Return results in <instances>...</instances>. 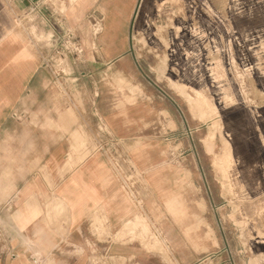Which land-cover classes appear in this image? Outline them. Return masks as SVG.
Here are the masks:
<instances>
[{
    "label": "crops",
    "instance_id": "1",
    "mask_svg": "<svg viewBox=\"0 0 264 264\" xmlns=\"http://www.w3.org/2000/svg\"><path fill=\"white\" fill-rule=\"evenodd\" d=\"M78 1L0 0V264H207L197 157L184 168L168 157L178 130L154 137L146 115L103 113L80 92L117 72L138 0L106 2L99 34ZM83 30L88 59L56 80L53 47Z\"/></svg>",
    "mask_w": 264,
    "mask_h": 264
},
{
    "label": "rangeland",
    "instance_id": "2",
    "mask_svg": "<svg viewBox=\"0 0 264 264\" xmlns=\"http://www.w3.org/2000/svg\"><path fill=\"white\" fill-rule=\"evenodd\" d=\"M108 1H78L83 29L101 32ZM21 13L23 26L29 14ZM85 33L53 47L56 80L88 59ZM125 42L117 72L86 78L80 92L103 113L146 115L154 137L178 130L168 157L183 168L197 157V204L213 223L207 264H264V0H138ZM100 131L109 132L103 117Z\"/></svg>",
    "mask_w": 264,
    "mask_h": 264
},
{
    "label": "bare ground",
    "instance_id": "3",
    "mask_svg": "<svg viewBox=\"0 0 264 264\" xmlns=\"http://www.w3.org/2000/svg\"><path fill=\"white\" fill-rule=\"evenodd\" d=\"M62 214H63V213H62ZM60 215H61V214H60ZM138 221H139V220H138ZM141 221H142V220H141ZM139 222H140V221H139ZM139 222H138V223L136 222V223H137V224H140ZM141 224H142V223H141ZM142 225H143V224H142ZM142 225H141V226H142ZM133 226H134V225H133ZM137 226H140V225H137Z\"/></svg>",
    "mask_w": 264,
    "mask_h": 264
}]
</instances>
